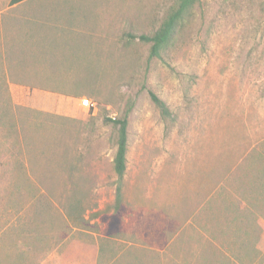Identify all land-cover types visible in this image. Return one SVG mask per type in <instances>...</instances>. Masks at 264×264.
I'll return each mask as SVG.
<instances>
[{
  "label": "rangeland",
  "instance_id": "1",
  "mask_svg": "<svg viewBox=\"0 0 264 264\" xmlns=\"http://www.w3.org/2000/svg\"><path fill=\"white\" fill-rule=\"evenodd\" d=\"M39 1L0 0V264H264V0H201L163 59L173 0Z\"/></svg>",
  "mask_w": 264,
  "mask_h": 264
},
{
  "label": "trees",
  "instance_id": "2",
  "mask_svg": "<svg viewBox=\"0 0 264 264\" xmlns=\"http://www.w3.org/2000/svg\"><path fill=\"white\" fill-rule=\"evenodd\" d=\"M25 0H11V4L15 5ZM201 0H173L172 5L168 8L165 17L160 26L152 33H145L139 36L140 42L149 46L150 57L154 59H163L169 50L176 45L181 34L185 31L189 23L192 21L195 13L194 10ZM14 78V77H13ZM0 86H7L5 76L0 77ZM1 92V90H0ZM150 96L155 105L161 111L164 118H170L171 112L167 104L160 99L155 93L150 91ZM1 118L10 116L9 107L2 109ZM130 108L126 111L124 117L114 119H106L111 123L118 135V148L114 158V170L118 175V186L116 191L117 210L120 208L122 200L123 180L127 170V152H128V125ZM11 118V117H10ZM262 174V173H261ZM264 179V175H261ZM255 178V179H254ZM250 178V189L254 184H258V178L254 176ZM264 186V185H263ZM264 191V187L261 188ZM259 210L264 211V202L259 205ZM118 216H115L112 222L113 226L119 225ZM102 251V250H101ZM250 251V250H248Z\"/></svg>",
  "mask_w": 264,
  "mask_h": 264
},
{
  "label": "crops",
  "instance_id": "3",
  "mask_svg": "<svg viewBox=\"0 0 264 264\" xmlns=\"http://www.w3.org/2000/svg\"><path fill=\"white\" fill-rule=\"evenodd\" d=\"M11 6L10 8H17L24 6V8L28 7H37L40 5L39 0H25L23 2H20L18 4L12 5L11 0L9 3ZM24 14V13H23ZM13 25H15V28H19L17 31V34L21 35L19 36V40L15 41L18 45L21 46H30V44H35L36 46H41L43 43L45 44L46 42L43 41L46 36L49 37V32H46L45 29H41L40 27L44 28V26H47V30H56V29H61V27H52L53 25H50L49 23H33L30 21L25 20V17H22V19H15L13 18L12 21ZM45 26V27H46ZM47 40V39H46ZM25 59V58H24Z\"/></svg>",
  "mask_w": 264,
  "mask_h": 264
},
{
  "label": "built area",
  "instance_id": "4",
  "mask_svg": "<svg viewBox=\"0 0 264 264\" xmlns=\"http://www.w3.org/2000/svg\"><path fill=\"white\" fill-rule=\"evenodd\" d=\"M83 106L87 108H91L93 104L87 99V100H83Z\"/></svg>",
  "mask_w": 264,
  "mask_h": 264
}]
</instances>
